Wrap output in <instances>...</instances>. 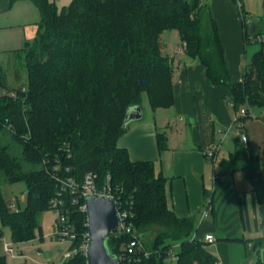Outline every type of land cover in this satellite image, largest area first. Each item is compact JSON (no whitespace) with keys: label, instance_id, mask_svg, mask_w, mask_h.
<instances>
[{"label":"trees","instance_id":"16d2710c","mask_svg":"<svg viewBox=\"0 0 264 264\" xmlns=\"http://www.w3.org/2000/svg\"><path fill=\"white\" fill-rule=\"evenodd\" d=\"M30 1L40 11L37 34L29 46L15 51L24 52L27 82L10 87L1 69L0 222L10 228L13 242L35 238L38 217L52 209L64 180L81 185L88 173H95L97 185L109 186L118 196L133 234L151 253L127 255L132 234L116 235L113 229L107 245L120 264H163L174 245L176 264H219L208 243L194 237L195 219L179 218L169 208L166 179L156 173L155 162L132 161L118 141L129 128V109L142 107L145 95L152 110L174 104L173 64L160 43L167 30L179 33L185 54L206 68L210 85L229 88V103L236 111L246 109L240 120L251 117L254 108L263 111L264 120V17L249 33L250 19L236 0L245 43L257 41L261 48L245 65L243 80L233 82L217 23L204 0H72L62 9L51 0ZM5 138L10 141L4 143ZM157 141L160 151L167 148L164 134ZM11 144L20 156L13 154ZM244 154L240 169L264 203L259 157L249 147ZM17 182L27 185V203L13 210L1 184ZM62 198L78 245L88 232L87 213L80 209L84 198L73 203L70 192ZM152 229L157 232L148 242ZM0 264H8L4 255ZM63 264L88 263L79 252Z\"/></svg>","mask_w":264,"mask_h":264},{"label":"crops","instance_id":"0c3cea01","mask_svg":"<svg viewBox=\"0 0 264 264\" xmlns=\"http://www.w3.org/2000/svg\"><path fill=\"white\" fill-rule=\"evenodd\" d=\"M67 1L70 2H63L62 8L72 0ZM204 2L210 6L211 16L217 23L231 80L240 82L245 65L261 45L245 43L244 17L236 0ZM240 2L246 15L258 26L264 17V0ZM11 3V0H0V30L12 27L2 23L12 19ZM5 37L8 36H1V43ZM182 46L179 52L185 54L180 51ZM13 50L3 48V51ZM171 60L173 106L149 111L143 107L142 119L129 123L118 145L128 150L134 162H155L156 173L166 179L169 208L179 218L195 219L194 237L215 236L216 241L208 243L207 249L212 248L210 252L219 264H264V203L259 201L253 183L240 169L245 164L244 149L253 148L260 160L264 182L263 111L254 118L240 120V111L229 103V88L210 85L206 68L198 59L186 55L185 59ZM235 117H240L238 122ZM238 123L248 143L237 137L233 146L228 142L229 134ZM159 133L167 137V148L163 151L158 147ZM214 144H220L216 159L207 158L205 150ZM224 146L229 152L221 158Z\"/></svg>","mask_w":264,"mask_h":264},{"label":"rangeland","instance_id":"374dc122","mask_svg":"<svg viewBox=\"0 0 264 264\" xmlns=\"http://www.w3.org/2000/svg\"><path fill=\"white\" fill-rule=\"evenodd\" d=\"M65 1L67 2L66 4L70 2L67 0H55V3L61 9ZM11 7L9 10L11 9L12 19L8 21L4 20L2 23L4 25H12V27H5L0 30V38L1 36H8L3 39L5 40L3 43H1L2 40L0 39V95L5 91L1 86L2 73L6 77L10 87H16L27 82L24 52L16 54L15 50L23 49L28 43L33 42L37 34L38 22L40 21V11L30 0H16L11 3ZM254 19L256 20V18ZM160 43L163 54L170 59L175 58L177 60L186 58L185 54L179 52L181 40L176 30L164 31L161 35ZM254 43L258 44L259 42L252 40L251 44ZM3 48H13L14 50L3 51ZM143 107L148 111L149 109L152 110L146 95L143 97ZM259 111L257 108L252 109L251 117H256ZM241 129L242 125L239 123L233 127L228 139L230 145L232 143L235 146L236 138L243 136ZM9 141L8 138L3 140L4 143H8ZM11 148L14 155L20 156V149H18L17 145L11 144ZM228 152L224 146L220 157L226 156ZM1 189L7 201L15 204L18 209L25 208L27 203V185L25 182L12 184L2 183ZM58 216L59 212L56 209L42 212L38 217L39 228L36 230L35 238L20 243L13 242L10 228L4 227L0 222V229H2V234L0 235V256L4 255L8 264H63L65 254L69 251V243L61 240L56 235V221L58 220ZM156 232V229L150 232L147 237L148 242L154 238ZM7 246L11 248V251H6ZM176 250H178L177 247ZM208 250L212 251V248L209 246ZM163 264H176V261L174 258L167 256L164 258Z\"/></svg>","mask_w":264,"mask_h":264},{"label":"built area","instance_id":"2783aa9c","mask_svg":"<svg viewBox=\"0 0 264 264\" xmlns=\"http://www.w3.org/2000/svg\"><path fill=\"white\" fill-rule=\"evenodd\" d=\"M185 47L186 46L183 45L180 51H184ZM246 113H247L246 109L240 110L241 116H245ZM238 120L239 118L235 117V122H238ZM242 142L244 144L248 143V137L245 133H243ZM219 150H220V144H214L205 150V156L207 158L216 159ZM97 178H98L97 174L88 173L84 179V182L81 185L78 184L72 178H68L67 180H64L62 182V187L59 192V196L52 203V209H56L59 212L58 220L56 221V235L61 240L67 241L69 243V251L65 254L64 257L65 260L71 258L72 256L76 255L79 252H83L86 255L89 246V239H90L89 232H86L83 235L81 242L78 245H74L75 241L78 238V234L76 232L74 224L70 222L69 214L66 209V204L62 198L64 193H68V192H70L74 196L73 203H77L79 198H84V204L81 205L80 209L82 212L85 213H87V208L85 204V200L87 197L107 196L113 198L116 202L119 221H120L119 226L114 229L115 234L116 235L121 233L132 234V239L126 245L127 255L134 256L136 252H139V250L140 252L144 251L142 241L139 239L138 236L133 234V227L129 221V217H130L129 212L126 209L122 208L121 205L122 203L119 204L118 202V196H116V194H114V192L111 191V188L109 186L100 187L97 185L96 183ZM10 208L13 210H18L15 204H11ZM207 211L208 208L204 211V214H206ZM87 225H88V221H87ZM204 240L210 244V243H214L216 241V238L212 234H206ZM176 247H178V245H174V247L169 251L170 257L174 258L175 261L178 259L176 254ZM6 251L7 252L11 251V248L7 246ZM150 254L151 253L149 251H144L145 257H149Z\"/></svg>","mask_w":264,"mask_h":264},{"label":"water","instance_id":"95a60500","mask_svg":"<svg viewBox=\"0 0 264 264\" xmlns=\"http://www.w3.org/2000/svg\"><path fill=\"white\" fill-rule=\"evenodd\" d=\"M256 30L255 24L249 21V32ZM30 43L27 44L29 46ZM143 117L140 106L131 107L126 116V125L139 121ZM87 208L89 246L86 253L88 264H120V259L111 254L107 241L112 229L119 226L116 202L107 196H89L85 200Z\"/></svg>","mask_w":264,"mask_h":264}]
</instances>
